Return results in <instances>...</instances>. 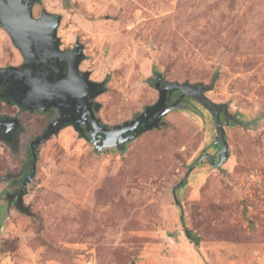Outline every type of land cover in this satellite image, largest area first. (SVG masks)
<instances>
[{
	"label": "rangeland",
	"instance_id": "obj_1",
	"mask_svg": "<svg viewBox=\"0 0 264 264\" xmlns=\"http://www.w3.org/2000/svg\"><path fill=\"white\" fill-rule=\"evenodd\" d=\"M32 10L60 16L61 48L82 44L102 124L154 104L159 78L190 83L226 110L227 157L218 164L214 116L188 96L117 146L98 149L69 124L38 146L25 211L7 192L53 115L23 112L19 133L0 137V264H264V0H39ZM21 59L0 26V66Z\"/></svg>",
	"mask_w": 264,
	"mask_h": 264
},
{
	"label": "water",
	"instance_id": "obj_2",
	"mask_svg": "<svg viewBox=\"0 0 264 264\" xmlns=\"http://www.w3.org/2000/svg\"><path fill=\"white\" fill-rule=\"evenodd\" d=\"M39 0H0V26L8 33L11 41L20 51L24 63L19 66L0 68L4 75L8 93L16 105L28 109L46 112L51 107H57L58 113L45 128L35 136L28 144L32 152L28 163L31 171L25 178L12 180V183H20L19 189L7 192L10 201L16 197V205L25 211L23 195L26 192L27 182L32 181L36 169L38 146L52 134L58 132L66 125H72L81 136L89 140L94 146H117L119 141L126 142L139 134L159 126L161 118L169 111L181 106L184 96L191 97L204 105L214 116L218 131L216 142H220V161L227 157V142L223 125L227 123L226 110L223 120L220 121L221 106L208 100L201 88L190 83L168 82L162 83L161 78L155 82V88L159 92L157 101L148 105L144 110L130 121H125L114 127L101 124L95 115L92 98L102 90L98 87L101 83L89 79L87 71L80 72L79 64L84 58L83 46L76 43L75 49H60V39L57 29L60 16L43 10L40 17L33 15V5ZM34 49L40 54V60L44 61L40 71L32 75L31 71L23 69L24 65L34 58ZM68 62L67 75L65 76L60 65V60ZM177 91L176 98L170 102L172 93ZM73 113H76L74 115ZM70 115L65 118L64 115ZM14 120L13 123H15ZM90 123V135L81 130L80 124ZM9 134V129L5 132ZM14 174L8 173L3 178L9 179Z\"/></svg>",
	"mask_w": 264,
	"mask_h": 264
},
{
	"label": "flooded vegetation",
	"instance_id": "obj_3",
	"mask_svg": "<svg viewBox=\"0 0 264 264\" xmlns=\"http://www.w3.org/2000/svg\"><path fill=\"white\" fill-rule=\"evenodd\" d=\"M35 17H40V14L35 16ZM76 43L73 46L67 47V48H61L62 50H70V49H75ZM34 51V58L31 62H28L27 64L24 65L23 69L26 71H31L32 75L37 74L40 71L41 65H44V61L40 60V54H38V52L36 51V49L33 50ZM22 62L19 64H23L24 63V58L22 57ZM83 61V60H82ZM81 61V62H82ZM81 62L79 64V71L83 72L84 70H82L80 68ZM60 65L63 69V72L65 74V76L67 75L66 71L68 68V62L66 59L60 60ZM9 66H13V65H9ZM7 66V67H9ZM0 68H6L4 66H0ZM7 72H0V104L6 105L9 108H12L14 110L13 113H7V112H3L0 113V137L1 138H5L7 140L13 138L14 136L17 135V133H19V131L21 130V119H20V114H22L23 112H34L35 110H28L25 108H22L18 105H16V103L13 102L11 95L8 93V87L6 85V81L4 79V75H6ZM93 103V102H92ZM93 107H94V103H93ZM48 111L53 115L51 120H54L55 117L57 116L58 113V108L57 107H51L48 109ZM39 112V111H36ZM74 115H76V113H73ZM65 118L70 117V115H64ZM14 120H16L15 123ZM50 121L48 123H50ZM101 123V121H100ZM102 124V123H101ZM90 126L91 124L89 123L88 125L86 123H82L80 124L81 130L86 133L88 136L90 135ZM46 128V126H44L43 130ZM9 129V134L10 135H6L5 132L6 130ZM34 138V137H33ZM31 138V140L33 139ZM29 140V142L31 141ZM32 154L31 151L28 150V146L26 148V156L27 158L29 157V155ZM28 174V170H26L23 175L22 178H24L26 175ZM20 185V183H19Z\"/></svg>",
	"mask_w": 264,
	"mask_h": 264
},
{
	"label": "trees",
	"instance_id": "obj_4",
	"mask_svg": "<svg viewBox=\"0 0 264 264\" xmlns=\"http://www.w3.org/2000/svg\"><path fill=\"white\" fill-rule=\"evenodd\" d=\"M222 115H223V112H220V118H222ZM28 144H29V143H28ZM28 150H29V147H28ZM29 151H30V150H29ZM31 155H32V154L29 155L28 159H30ZM30 172H31V171L28 170V174H29ZM28 174H27V175H28ZM21 178H22V177H21ZM24 178H25V177H24ZM22 179H23V178H22ZM181 219H182V218H181ZM185 233H186V235H187L189 238H191L193 241H196V242H197V238H196V237L193 238V235H192V232H191L190 229L185 228Z\"/></svg>",
	"mask_w": 264,
	"mask_h": 264
}]
</instances>
